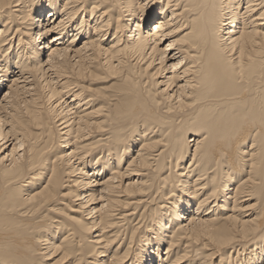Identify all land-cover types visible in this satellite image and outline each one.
Returning a JSON list of instances; mask_svg holds the SVG:
<instances>
[{
    "label": "bare ground",
    "instance_id": "bare-ground-1",
    "mask_svg": "<svg viewBox=\"0 0 264 264\" xmlns=\"http://www.w3.org/2000/svg\"><path fill=\"white\" fill-rule=\"evenodd\" d=\"M0 264H264V0H0Z\"/></svg>",
    "mask_w": 264,
    "mask_h": 264
}]
</instances>
